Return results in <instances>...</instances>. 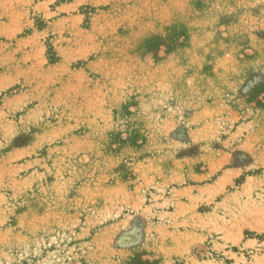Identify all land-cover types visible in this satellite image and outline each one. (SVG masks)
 Instances as JSON below:
<instances>
[{
  "label": "rangeland",
  "instance_id": "374dc122",
  "mask_svg": "<svg viewBox=\"0 0 264 264\" xmlns=\"http://www.w3.org/2000/svg\"><path fill=\"white\" fill-rule=\"evenodd\" d=\"M192 4L0 0V264H264V0Z\"/></svg>",
  "mask_w": 264,
  "mask_h": 264
},
{
  "label": "crops",
  "instance_id": "0c3cea01",
  "mask_svg": "<svg viewBox=\"0 0 264 264\" xmlns=\"http://www.w3.org/2000/svg\"><path fill=\"white\" fill-rule=\"evenodd\" d=\"M116 1H119V0H108L110 5H112V3L116 2ZM122 1H129V2L133 1V3H134L137 0H122ZM154 1H155V5H157L159 3L161 7H166L168 9V11H167L168 15H170L171 17H174V18H178L180 15L185 16L184 13H186L187 15L190 14V5H193L192 0H179V2L183 3V4H184V2H186V4H187L186 9L183 6L175 8L174 4H171L172 2H178V0H154ZM177 22L180 23V21H178V20L173 21V23L172 22L171 23L175 27L174 23H177ZM177 26H179V25H177ZM176 30H178V28L169 30V32H176ZM157 37L158 36H155V37L151 38V40H146L145 45H147V42H149V44H150L151 42L157 41V39H158Z\"/></svg>",
  "mask_w": 264,
  "mask_h": 264
}]
</instances>
